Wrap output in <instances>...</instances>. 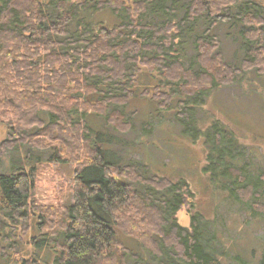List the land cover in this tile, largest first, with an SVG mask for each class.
<instances>
[{"label": "trees", "instance_id": "1", "mask_svg": "<svg viewBox=\"0 0 264 264\" xmlns=\"http://www.w3.org/2000/svg\"><path fill=\"white\" fill-rule=\"evenodd\" d=\"M105 9L117 16L113 26L93 19ZM221 25L236 26L239 62L226 58ZM143 68L160 76L151 93L158 108L175 104L182 132L204 136L212 185L264 213V171H250L253 158L228 124L217 118L202 128L196 118L212 89L247 72L264 76V0H0V117L9 124L0 166L24 147L80 162L60 210L31 198L41 157L0 170V264L12 252L20 264H225L210 220L191 212L187 179L140 159L119 164L105 148L135 128L126 108ZM187 202L189 227L177 218ZM35 215L36 249L18 256L16 231H28ZM118 231L137 242L125 245Z\"/></svg>", "mask_w": 264, "mask_h": 264}, {"label": "rangeland", "instance_id": "2", "mask_svg": "<svg viewBox=\"0 0 264 264\" xmlns=\"http://www.w3.org/2000/svg\"><path fill=\"white\" fill-rule=\"evenodd\" d=\"M74 1L81 0H70ZM91 16L89 19H92ZM93 19L107 26L118 22L117 16L109 9L97 11L93 14ZM231 31L221 25L217 33L222 40L226 58L239 62L243 53L239 51L236 26ZM159 78V74L152 75L147 68H143L138 74L134 86L135 94L126 108L127 115L133 118L135 128L115 136L119 141L117 147L106 143L105 148L113 157L117 156L119 164L127 163L130 158L140 159L150 166L152 172L161 176L172 180L187 179L195 193L191 212L199 211L210 220L211 230L216 231L218 236L214 245L219 256H222V261L225 264H264V213L254 211V205H244L229 199L227 191L212 185L204 170V136L194 140L190 135L183 133L176 117V105L169 110H160L157 99L151 97ZM222 86L212 89L206 102L197 108L198 125L205 128L217 118L228 124L239 141L246 146V152L252 156L250 171L256 176L264 171V76L251 71L236 83ZM146 89L149 91L148 96H142L141 92ZM176 101L177 98L174 102ZM2 118L0 117V142L7 138L9 129L8 121ZM95 122L100 124L99 119ZM51 152L52 150L39 151L28 147L10 151L4 154L0 170L10 169L13 161L18 159H27L25 162L29 165L32 163L31 158L41 157V162H34L36 182L31 198L36 205H48L60 210L72 200L74 171L80 162L73 158L67 162L52 161L49 159ZM188 208L187 202L178 211L177 218L182 225L189 227ZM37 221L38 215L32 216L28 231L17 229L14 238L20 251L18 256L27 258L32 254L33 248L36 249L30 239L39 232ZM117 237L128 246L137 242L134 237L121 231L117 232ZM221 252L226 253L222 255ZM40 255L41 259H48L46 251H40ZM51 257L52 255H49L50 263ZM2 262L20 264L14 260L13 252Z\"/></svg>", "mask_w": 264, "mask_h": 264}]
</instances>
